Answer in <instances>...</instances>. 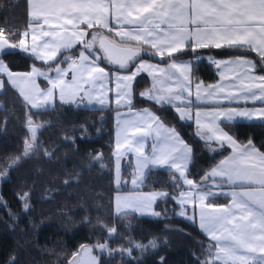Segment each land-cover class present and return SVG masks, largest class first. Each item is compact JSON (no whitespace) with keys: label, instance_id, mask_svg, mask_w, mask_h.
Listing matches in <instances>:
<instances>
[{"label":"trees","instance_id":"obj_1","mask_svg":"<svg viewBox=\"0 0 264 264\" xmlns=\"http://www.w3.org/2000/svg\"><path fill=\"white\" fill-rule=\"evenodd\" d=\"M30 23L27 0H0V29L12 37L9 43H17ZM80 48L77 45L63 51L50 63L11 49L0 58L12 71L36 67L52 72L55 66L65 65L66 57L74 56ZM185 51L171 59L199 54L218 58L242 54L256 59L251 52L226 47ZM142 58L146 56L139 57ZM103 65L119 69L112 64ZM258 65L256 71L264 73L263 66ZM192 67L196 79H216L212 65L194 62ZM1 78L0 264H68L86 244L99 248L95 250L100 264H210L214 242L199 230L201 208H182L177 203L176 198L185 187L174 170L149 169L140 188L142 192L167 193L153 204L154 213L159 215L115 211V194L130 190L127 183L133 173L131 161L124 160L121 187H115L113 118L118 108H79L68 100L57 99L52 105L34 110ZM145 85V76H138L131 107L148 108L174 128L193 150L187 176L197 184L208 183L202 180L205 173L230 149L211 152L205 141L195 135L193 123L178 119L169 105L139 97L138 91ZM29 119L37 127L36 147L25 155V143L31 142ZM224 127L239 143L252 142L264 153V122H230ZM226 202V197L208 199L214 205ZM179 209L185 210V217L178 215Z\"/></svg>","mask_w":264,"mask_h":264},{"label":"snow or ice","instance_id":"obj_2","mask_svg":"<svg viewBox=\"0 0 264 264\" xmlns=\"http://www.w3.org/2000/svg\"><path fill=\"white\" fill-rule=\"evenodd\" d=\"M28 4L30 18L39 25L31 29L30 49L26 47L28 31L23 33V38L17 45L10 44L12 37L6 36L5 31L0 29V55L9 54V49L21 48L30 50L37 59L48 62L55 60L61 49L70 50L77 44L83 45L84 49L79 53V60L66 57V60L71 61L67 69L57 65L54 70L55 78L36 68L28 74H13L0 60V73H7L12 86L20 90L33 109L45 108L50 103L54 90L59 91L61 100L66 96L75 97L81 92L89 100L93 99L91 92L82 85L102 84L108 77L105 69L96 62L101 57L96 55L95 59L90 58L98 51L93 47L97 41L99 50L103 53L102 58L109 64L119 65L120 69H128L141 51H145L142 46H148L151 55L170 59L189 45L192 52L225 46L234 49L248 48L264 61V0H28ZM110 16L116 20L118 27H110ZM82 25L87 29H93L94 26L108 29L121 42L128 43L117 42L96 31L91 33V39L86 40L89 33ZM132 44L136 47L131 46ZM214 62L217 67L223 66L232 72L238 84L233 85L236 91L227 92L220 85H210L205 89L207 96L222 94L226 100L239 96L244 100L264 101V75H250L256 67L253 60L237 58ZM191 65L192 61L177 63L173 60L167 68H159L141 60L131 75L116 77L119 89L117 103L123 101L131 106L132 81L144 70H151L154 84L152 89L141 95L158 105L185 103L184 94L191 95ZM69 73L71 80L67 81L65 77ZM37 76L44 77L51 87L46 91L39 89L35 83ZM257 80L259 83H255ZM3 86L4 81H0V88ZM201 87L200 83L196 85L197 101L202 99ZM99 103H104L102 97L99 98ZM175 111L179 114L178 119L191 118L189 108L176 107ZM135 115L137 119L126 121L125 127L133 129L131 141L138 145L134 150L138 154L137 167L141 170V177L149 165L167 166L179 174L183 184L190 189L180 193L179 204L184 206L199 202L200 228L214 242L215 251L210 253V264H264V153L256 150L251 142L246 146L238 145L218 122L220 117L228 121L235 117L264 120V108L204 113L196 111L198 135L206 141H215L221 145L227 143L233 149V155L221 160L202 178L203 181L212 179V185L197 184L187 177L193 150L174 128L166 127L151 111L144 110ZM28 124L31 142L25 143V155L36 147L37 127L32 126L30 119ZM153 134L157 143L153 144L152 155L149 157L143 154L144 140ZM12 166L8 165L9 168ZM217 179L226 181L233 187L230 205L205 203L208 197L216 193L204 189L223 186L215 183ZM136 183L137 180L134 179L133 184ZM235 187L240 190L236 191ZM158 196L164 197L167 193L117 197V201H134L136 209L143 211L151 209ZM84 253L86 260L77 262L74 259L72 264H97L96 258L90 255L91 249L85 248Z\"/></svg>","mask_w":264,"mask_h":264},{"label":"crops","instance_id":"obj_3","mask_svg":"<svg viewBox=\"0 0 264 264\" xmlns=\"http://www.w3.org/2000/svg\"><path fill=\"white\" fill-rule=\"evenodd\" d=\"M29 12H30V7H29L28 0H27V15H28V18L31 21V23H30L29 27L26 30L22 31L20 39L23 38V33L25 31H28L29 32V36H28V38L26 40V47H28L30 49V46L32 44V41H31V29L33 27H38L39 25L36 22L32 21V19L29 16ZM41 23H42V21H41ZM109 25H110L111 28L118 27V25L116 23V20L114 18H112L111 16L109 17ZM82 27H84L85 30L89 33V35L86 37V40L91 39V33L93 31H96L101 36H107L109 39L116 40L117 42H121L119 40V37H116L114 35V33L110 32L108 29H103V28H100L99 26H94L93 29H87L86 26H83V25H82ZM45 30H47V26H45ZM19 41L17 43H10V44H17L18 45ZM98 42L99 41H97L94 44V46H93L95 50H99V47H98L99 43ZM121 43L127 44L128 42L124 41V42H121ZM77 45H80V47H81L79 49V52H77L74 56L72 55V56H67V57H72L74 59L79 60V53L82 50H84V49H83V45H81V44H77ZM77 45H75V46H77ZM131 46L136 47L135 44H132ZM142 47L145 49V51H141L140 56H146V58L139 59V57H140L139 56L134 62L129 64V66H131V65L132 66L130 67V70H128V71H125V69L122 70L120 68L119 69H115V68L107 69L103 64L104 63L109 64L108 62L104 61L103 59H98L96 61L99 67H103L105 69V71L108 73V77L106 78V80H104L102 82V84L101 83H96L94 85H92V84L82 85V87L84 89H86V90L91 92V95L93 97L92 100H89V98L87 96H84L83 92L79 93L75 97L66 96L65 99H64V100L70 101L71 103L75 104L76 107H79V108H106V107H109L111 105L116 107V108H118L117 111L114 113V118H113L114 119V139H115L114 185H115L116 188H120L121 187V183H122L121 167H122V164H123L124 160H127V159L130 160L132 165H133V173L131 174V176L129 178V181L127 183V186H128V188L130 190L129 191H120V192H126L127 194H132V195L133 194L142 193V191H140V188H141V186L143 184L144 177H145V175H146V173H147V171L149 169H151V168L170 169V168H168L167 166L155 167V166L149 165V168L144 170V175L141 177V175H140L141 170L138 169V167H137L138 154L134 150L136 147H138V145L132 144L131 134L133 132V129H131V128H127L126 129L125 122L137 119L135 114L136 113H142L144 110L151 111L152 113H154V112L152 110L148 109V108H132L128 104L124 103L123 101L120 104L117 103V99H118L117 92L119 91V89L117 88L118 81H117L116 77L118 75L119 76L131 75V73L133 71H135L136 66L140 63L141 60H143L147 64L157 65L159 68H167L168 65L173 62V60H175L177 63L192 61V65H193L194 62H204V63H208V64L212 65V67L214 68L215 73H216V79L214 81H212V82H205V81H203L201 79H196L194 74H193V67L191 65V68H192L191 75H190L191 95L189 96L188 93L184 94L186 99H185V103H183V104H181L179 102H175V105H169L174 111H175L176 107H186V108L190 109L191 116H195V113H196L197 110H199L200 112L204 113V112L223 111V110H227V109H259V108H264V101L252 100V99L244 100V99L240 98L239 96L236 99H233V100H226V99L223 98L222 94H217L214 97H209V96L206 95V92H205V89H207L208 86H210V85H220L222 88L225 89V92L230 91V90L231 91H236V89L233 87V85L238 84V81L235 80L234 74L232 72L227 71L226 68L223 67V66L217 67V64L214 61H228V60H235L237 58H245V59L253 60L255 62V64H257V65L258 64H264V61H261V58L256 53L252 52L250 49L241 48V49H235V50L241 51V52H251V53H253L256 56V59L253 58V57H248V56L242 55V54L232 55V56L224 57V58L213 57L212 54H199V55L193 56L191 58L169 59V60H166L165 62H163V60H165L168 57H166V56L165 57H159V56L151 55L150 54L151 50L148 49V46H142ZM187 48L191 49V46L189 45ZM226 48H229V47H226ZM230 49H234V48H230ZM11 50H18L19 52H23L25 54H29L30 56H32L35 59H37L31 53L30 50L29 51H25L24 49H21V48H16V49H11ZM63 51H67V50L61 49L60 52L57 53L56 59L60 56V54ZM86 54H89V52H86ZM96 55H99L98 51L95 54H92L90 56V58L95 59ZM0 60H2V59L0 58ZM37 60H39V59H37ZM55 60L48 61V62H45V63L54 62ZM39 61H41V60H39ZM67 61L68 62L65 65H59V66L61 68H63V69H67L69 63L71 62L70 60H67ZM42 62H44V61H42ZM4 65L13 74H28V73H31L32 69H33V68H31L28 71H12V70H10L8 68V66L6 65L5 62H4ZM113 66H115V65H113ZM56 67L57 66H55V68ZM36 69H39V68H36ZM256 69L257 68L255 67V70L252 71L250 73V75H253V76H256V77L264 75V73H262V72H257ZM39 70L43 71V72H46V73L49 74L50 77L55 78V75H56V73L54 71L55 69L52 72H50L48 70H43V69H39ZM150 72H151V70L141 71L135 77V79L132 81L131 104H132V102H133V100L135 98V92H134L135 80L137 79L138 76H141V75L145 76L146 85L138 91L139 92V97L148 99L147 96H143L141 94L145 93L149 89L153 88L154 80H153V77L150 74ZM222 73H223V76H222ZM177 75H178V73H177ZM1 77L5 78L10 83V81L8 80L7 73H0V81H2ZM65 79L67 81H70L71 80V73H69L65 77ZM35 83H36V85L39 86V89H41V90H45L46 91L49 87H51V85L48 83V81L42 76L35 77ZM198 83H200L202 85V87H201L202 99L199 100V101L196 100V85ZM255 83H259V80L255 81ZM11 86H12V84H11ZM12 87L18 92L20 97L23 100H25L24 96L21 94L20 90L18 88L14 87V86H12ZM0 90H1V88H0ZM101 97L104 99V103L103 104L99 103V98H101ZM57 99L61 100L60 96H59V91L58 90H54L53 97H52L50 103L48 105H46V107L49 106V105L54 104ZM26 102L31 106V104L28 101H26ZM31 108H32V106H31ZM34 110H38V109H34ZM175 113L177 114V116L179 115L176 111H175ZM181 121L187 122V123L193 122L194 124H196L194 117H192L190 119H183ZM161 122L166 127L172 128V127L166 125L162 120H161ZM202 122H204V121L202 120ZM218 122L220 123V127L223 128L224 131H227L226 128L224 127V124L226 122H264V120H261V119L260 120L259 119H242V117H235L233 120L228 121L224 117H220ZM195 126L197 127V125H195ZM126 136L128 137L127 140H126ZM204 141L206 143V146L210 150L212 149L211 152H217V151H221L222 149L229 148V145L227 143L223 144L222 147L217 149L216 148L217 146H213L214 144H213L212 141H206V140H204ZM156 143H157V141L155 139V135L154 134L145 137L144 146H143V154L150 157L152 155V146H153V144H156ZM118 144L120 145L119 148L117 147ZM237 144L240 145V146H246V145L249 144V142H247L245 144H241V143L237 142ZM130 145H131V148H130ZM251 145L256 150H258L260 153H262L252 142H251ZM231 155H233V154H230V155L228 154L222 160H224L225 158H227V157H229ZM170 170H174V169H170ZM188 178L191 179L190 177H188ZM134 179L137 180V183L135 185L133 184V180ZM208 181L209 182L206 183L208 185H212L214 183L212 179H209ZM215 183L217 185H221L222 184L223 186L222 187H212L210 189H208V188L204 189L205 191H209L210 190V191L216 193L215 195L208 197V199L209 198H213V197H226L227 198V202L225 204H219V205L215 204V205H217V206L230 205L231 202H232V197L230 195V192L233 190V187L229 186L226 181H220L219 179H217L215 181ZM184 187L185 188L181 192L190 191V189L188 188L187 185L184 184ZM235 190L239 191L240 189H239V187H235ZM120 192H118V193H120ZM144 193H163V192L154 191V192H144ZM180 193H179V195L176 198V201H177L178 204H179L178 199H179ZM158 198H161V197L158 196L157 199ZM208 199L205 201L206 204H209L208 203ZM190 205H194V206H197V207L201 208V206H200L198 201L194 202V203H189V204L184 205V206H190ZM184 206H181V207L183 208ZM182 210L184 212V216H186L185 210L184 209H182ZM178 211H180V209ZM126 213H128V212H126ZM197 222H198V227H199V230L201 231V233H203L206 237L210 238L207 235V233L204 232V230L200 228V219H198Z\"/></svg>","mask_w":264,"mask_h":264},{"label":"rangeland","instance_id":"obj_4","mask_svg":"<svg viewBox=\"0 0 264 264\" xmlns=\"http://www.w3.org/2000/svg\"><path fill=\"white\" fill-rule=\"evenodd\" d=\"M99 47V46H98ZM185 50H189V51H192L190 48H185V49H183L182 51H185ZM185 52H188V51H185ZM98 53H99V55L101 56V57H103V53H102V51L101 50H98ZM213 57H215V56H213ZM101 59H103V58H101ZM104 61H106L107 62V60H105V59H103ZM259 67H261L262 68V66L264 67V64H259L258 65ZM256 68H257V64H256ZM192 117H194V119H196V117L195 116H191V118ZM242 119H248V118H246V117H242ZM260 120V119H259ZM191 123H193V122H191ZM226 123H230V122H226ZM193 125L195 126L196 124H194L193 123ZM194 128V132H195V135L197 136V137H199L200 139H202L199 135H198V132H199V129L195 126V127H193ZM234 139V138H233ZM204 140V139H203ZM235 140V139H234ZM236 142H238L237 140H235ZM213 142V146H217L216 148L218 149V148H220V147H222V145L221 144H219L218 142H215V141H212ZM239 143V142H238ZM229 148H230V153H229V155L230 154H233V149H232V147L229 145ZM212 150V149H211ZM220 162V161H219ZM219 162L215 165V167L219 164ZM1 181H2V176L0 175V183H1ZM143 194H149V193H144V192H142V193H139V194H127L126 192H120V193H117L116 195H115V211L117 212V213H126V212H135V213H137V214H139V215H153L152 213H154V211H153V204H152V207H151V209H148V210H143V211H141V210H137L136 209V206H135V202L134 201H125V200H123V199H120V201H119V203H118V201H117V197H121V198H123V197H126V196H137V195H143ZM0 203H1V198H0ZM183 213V214H182ZM178 215H180V216H182V217H185L184 216V212H183V210L182 209H180V211H178ZM95 249H99L98 247H96Z\"/></svg>","mask_w":264,"mask_h":264},{"label":"water","instance_id":"obj_5","mask_svg":"<svg viewBox=\"0 0 264 264\" xmlns=\"http://www.w3.org/2000/svg\"><path fill=\"white\" fill-rule=\"evenodd\" d=\"M99 43V42H98ZM10 50V49H9ZM102 51V50H101ZM115 66H119V65H115ZM85 248H89L91 249V253L90 255L96 258V262L97 264H100V259L99 256L96 254V250L94 248V246L90 245V244H86L83 245L73 256L72 258L69 260L68 264H72L73 260L75 259L77 262L80 261L81 259L86 260L87 256L84 253V249ZM79 253V256H76V254Z\"/></svg>","mask_w":264,"mask_h":264}]
</instances>
